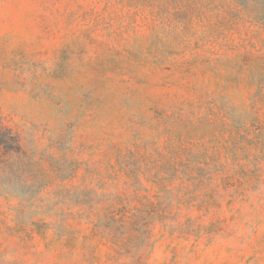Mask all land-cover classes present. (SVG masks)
Instances as JSON below:
<instances>
[{
	"label": "rangeland",
	"instance_id": "rangeland-1",
	"mask_svg": "<svg viewBox=\"0 0 264 264\" xmlns=\"http://www.w3.org/2000/svg\"><path fill=\"white\" fill-rule=\"evenodd\" d=\"M0 264H264V0H0Z\"/></svg>",
	"mask_w": 264,
	"mask_h": 264
}]
</instances>
